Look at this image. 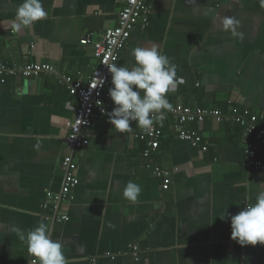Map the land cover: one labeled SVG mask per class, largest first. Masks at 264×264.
<instances>
[{"label": "crops", "instance_id": "0c3cea01", "mask_svg": "<svg viewBox=\"0 0 264 264\" xmlns=\"http://www.w3.org/2000/svg\"><path fill=\"white\" fill-rule=\"evenodd\" d=\"M23 0H0V64H47L58 76L86 84L95 62L92 41L116 25L118 0H42L46 17L31 28L13 29ZM148 25L137 24L118 66L131 67L132 50L158 46L176 66V84L166 94L172 108L247 110L264 124V5L261 0H149ZM238 21L242 38L221 20ZM89 43L81 45L85 38ZM110 86L105 88L108 93ZM109 94V93H108ZM105 103L113 109L110 97ZM76 101L56 75L0 76V264H32L34 257L13 231L40 222L62 244L69 264H264V245L231 239L230 219L264 192V168L247 166L252 142L231 122L190 124L202 140L192 148L179 140L169 111L150 161L170 176L167 190L144 167L140 131L113 130L96 112L83 149L75 151L78 185L58 205L65 222H47L56 207L42 208L57 193L60 163ZM264 166V147L256 154ZM132 181L137 202L122 195ZM132 247H136L137 258Z\"/></svg>", "mask_w": 264, "mask_h": 264}, {"label": "built area", "instance_id": "2783aa9c", "mask_svg": "<svg viewBox=\"0 0 264 264\" xmlns=\"http://www.w3.org/2000/svg\"><path fill=\"white\" fill-rule=\"evenodd\" d=\"M148 2L149 0H118L121 9L117 14L116 25L105 30L96 40L92 41L95 66L86 84L71 82L68 77L58 76L54 68L47 64H30L27 66H5L0 64V76L19 75L23 78H32L55 74L59 82L67 87V90L76 101L74 115L69 123L68 134L65 139V146L69 155L65 156L60 163L64 174L63 182L59 192L54 194L47 192L46 200L42 206L46 209L48 203H50L57 209L52 217L44 218L47 222L67 221V215L59 211L58 205L71 200L72 191L78 185V165L73 158V153L83 149L88 136L87 131L91 127L95 112L109 119L107 113H110L112 108L105 103V100L109 98V94L104 92L107 86L111 87V74L108 71L107 64H118L120 54L137 24H141L142 27L148 25L150 15ZM89 42L87 37L81 41V45H86ZM169 114L176 137L188 143L192 148L201 147L202 151H205L206 148L202 145L200 135L196 131L188 129L187 125L202 124L206 119H212L219 124L231 122L238 125L242 129L243 137L252 139V142L247 143L245 147L247 166L254 170H263L264 166L256 158V154L264 147V124H258L255 116L237 115L235 112L223 113L215 109H190L183 106L172 108ZM134 137L147 142V147L142 152V157L145 160L144 167L159 178L162 181V189L167 190L170 184L169 173L158 166H154L150 161L151 155L159 147V131L153 125L150 130L140 131ZM131 249L133 257L136 259L137 249L136 247Z\"/></svg>", "mask_w": 264, "mask_h": 264}, {"label": "clouds", "instance_id": "9594fccd", "mask_svg": "<svg viewBox=\"0 0 264 264\" xmlns=\"http://www.w3.org/2000/svg\"><path fill=\"white\" fill-rule=\"evenodd\" d=\"M261 3L264 5V0ZM46 15L42 0H23L16 8L13 29L17 32L29 29ZM221 23L224 30H230L234 37L242 38V33L236 31L238 21L224 17ZM132 57L134 63L131 67L107 64L111 74L108 93L114 104L107 115L113 130L119 132L130 130L133 122L139 129L148 131L155 123H162L166 112L172 110L166 94L176 84V66L155 45L134 48ZM140 193L141 187L129 181L122 195L135 203ZM219 217L222 220L230 219L231 239L239 245H264V192H259L255 202L246 204L237 214H226L225 209ZM13 231L34 257L32 264H69L62 251V244L50 237L48 224L40 222L26 233L19 227Z\"/></svg>", "mask_w": 264, "mask_h": 264}, {"label": "trees", "instance_id": "16d2710c", "mask_svg": "<svg viewBox=\"0 0 264 264\" xmlns=\"http://www.w3.org/2000/svg\"><path fill=\"white\" fill-rule=\"evenodd\" d=\"M233 112H235L237 115L247 114L249 116H252L249 111L243 110V109H240V108H237V107H231L230 109H228V107H227V111H225L223 113H233Z\"/></svg>", "mask_w": 264, "mask_h": 264}]
</instances>
